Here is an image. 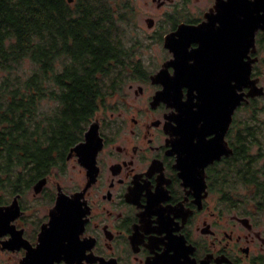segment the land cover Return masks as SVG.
Segmentation results:
<instances>
[{
    "label": "flooded vegetation",
    "instance_id": "1",
    "mask_svg": "<svg viewBox=\"0 0 264 264\" xmlns=\"http://www.w3.org/2000/svg\"><path fill=\"white\" fill-rule=\"evenodd\" d=\"M152 2L160 21L143 37L133 21L125 68L81 139L33 178L0 182V264H264V94L249 95L264 90V23L251 42L245 20L264 11ZM118 5L131 22L133 0ZM249 70L218 142L234 75Z\"/></svg>",
    "mask_w": 264,
    "mask_h": 264
},
{
    "label": "trees",
    "instance_id": "2",
    "mask_svg": "<svg viewBox=\"0 0 264 264\" xmlns=\"http://www.w3.org/2000/svg\"><path fill=\"white\" fill-rule=\"evenodd\" d=\"M120 21L116 0H0V182L81 139L125 68Z\"/></svg>",
    "mask_w": 264,
    "mask_h": 264
},
{
    "label": "water",
    "instance_id": "3",
    "mask_svg": "<svg viewBox=\"0 0 264 264\" xmlns=\"http://www.w3.org/2000/svg\"><path fill=\"white\" fill-rule=\"evenodd\" d=\"M72 1V0H69ZM217 5H219V9L220 11L226 12L229 10L234 11L235 13H254L255 11H264V0H227V1H219L217 2ZM245 20H249V28H250V32H251V42L254 41V32L257 29V26L255 24V22L264 23V14L261 15L260 18H257L256 20L253 17H249L246 18ZM258 27H264L260 25ZM250 72L246 71L245 74H241V75H234V80L238 83V86L234 87V93H233V105L232 108L230 107L229 109V115L228 118H223V120L225 121V123L223 122L222 118L217 121V127H218V142H223L224 141V134L226 129L228 128L229 124L231 123L232 120V114L234 113L236 107L241 103V101L244 99V97L242 95H239L237 93V88H241V84H243V82L246 84L248 83V81H250ZM255 92H251V94H249L250 96H255V95H260V94H264V90L263 88H257L254 87ZM164 94V92H163ZM206 109L204 114L206 115L207 119L204 123V126L206 128V132H212L213 131V127H215L216 125L212 122L211 119V109L208 106ZM93 127L95 126H91V129L89 131V133L91 134L93 132ZM187 132H189L188 130H186ZM190 132H195V129H190ZM198 132V131H196ZM93 140V136H88V143L79 145L75 148L76 151H82L83 149L88 150V144H91ZM4 221V214L2 212H0V224H2Z\"/></svg>",
    "mask_w": 264,
    "mask_h": 264
},
{
    "label": "rangeland",
    "instance_id": "4",
    "mask_svg": "<svg viewBox=\"0 0 264 264\" xmlns=\"http://www.w3.org/2000/svg\"><path fill=\"white\" fill-rule=\"evenodd\" d=\"M204 0H200L199 4H203ZM116 4H119V0H116ZM133 4L137 6L138 10L134 17L131 16V22H122L118 25L121 36H123L124 42L131 46L133 44V21L137 24L139 36L143 37L144 34L141 33L142 29L140 27H146V19L149 16H153L154 19L159 22L160 15L163 9H158L152 0H133Z\"/></svg>",
    "mask_w": 264,
    "mask_h": 264
}]
</instances>
